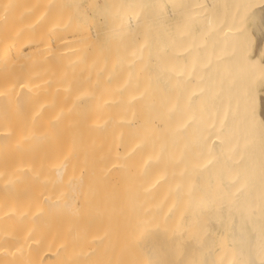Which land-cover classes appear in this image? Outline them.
Listing matches in <instances>:
<instances>
[{"label": "bare ground", "instance_id": "6f19581e", "mask_svg": "<svg viewBox=\"0 0 264 264\" xmlns=\"http://www.w3.org/2000/svg\"><path fill=\"white\" fill-rule=\"evenodd\" d=\"M262 93L264 0H0V262L76 264L73 216L157 191L185 156L164 185L188 192L181 233L147 201L133 221L149 253L264 264Z\"/></svg>", "mask_w": 264, "mask_h": 264}, {"label": "rangeland", "instance_id": "374dc122", "mask_svg": "<svg viewBox=\"0 0 264 264\" xmlns=\"http://www.w3.org/2000/svg\"><path fill=\"white\" fill-rule=\"evenodd\" d=\"M77 5L81 4L77 3ZM86 8L87 7H84L85 10ZM96 14L97 17L100 16L98 13ZM261 111L264 114V93L261 95ZM186 159L187 158L183 156L180 158L170 157L166 158L163 162L160 161V164L162 163V165H160L159 170L162 171V174L159 175V177L162 179L157 178L159 180L157 191L150 192L147 196H138V192H134L131 201H122V203L120 201L117 206L109 203L107 205L95 207L96 209L87 210L88 213L86 210L84 212L82 210L81 215L84 213V216L82 215L83 217H78L77 215L73 216V221L77 222L78 218L81 217L79 220L84 223V226L86 227V236L83 238L73 237L68 241L67 250L73 253V261L76 264H160L163 257L157 254H150L149 250H152L153 248L160 251L162 245L159 244L153 246L150 244L147 247L144 244L145 240L142 242L141 236L134 232L135 226L133 225V221L137 215L144 214L147 208L144 202L147 201L150 205L149 210L151 213L154 208L155 215L152 216V221L155 223H158L160 220L158 215L159 210H163L164 212L168 209L173 210V214L166 217L167 219L165 218V222H163L166 225V235H164V237H171L174 234L177 235V233H181L177 229L180 227L179 225L182 224L179 223L176 218L191 207L185 202V197H187L188 192L183 193L185 194V197L183 194H181L182 197L177 195L178 198L175 196V191L172 187H165L164 185L168 182L176 181L184 175L178 167H183ZM165 189L168 190L166 191ZM85 215H87V219H84ZM82 218L84 220H82ZM86 220H88V224L86 223ZM77 222L75 223L77 224ZM75 223H72V225H75ZM60 226H62L63 230ZM81 226L83 227L82 224ZM45 227L48 228V226ZM54 227H57L56 230H59L58 232H54V234H61L59 237L64 239L66 237L64 233L67 234L66 229L68 225H64L63 223L61 225H53V229ZM73 227L75 228V226ZM76 227H80V225ZM193 238L194 237L191 235H184L180 236V239L173 240L172 243H170L172 248L168 258L173 260L175 258L176 260L183 256L188 249V245L190 247ZM140 239L141 242H138ZM165 239L167 241L169 240V238ZM8 243L9 245H14L16 242ZM36 251L39 250L37 249ZM148 254H150V256ZM159 256L162 258L160 259ZM190 261L188 264H198L196 258H193ZM52 262L51 264H54V262ZM1 264H3V262Z\"/></svg>", "mask_w": 264, "mask_h": 264}]
</instances>
